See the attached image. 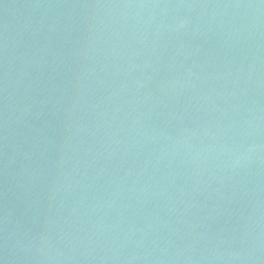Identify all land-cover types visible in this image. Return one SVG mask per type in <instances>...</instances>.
Wrapping results in <instances>:
<instances>
[{"label": "water", "instance_id": "1", "mask_svg": "<svg viewBox=\"0 0 264 264\" xmlns=\"http://www.w3.org/2000/svg\"><path fill=\"white\" fill-rule=\"evenodd\" d=\"M0 264H264V0H0Z\"/></svg>", "mask_w": 264, "mask_h": 264}]
</instances>
